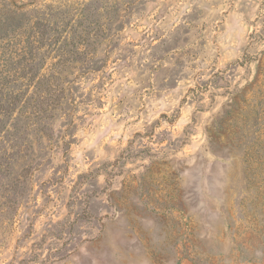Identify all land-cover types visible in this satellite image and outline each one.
Returning <instances> with one entry per match:
<instances>
[{
  "label": "rangeland",
  "instance_id": "1",
  "mask_svg": "<svg viewBox=\"0 0 264 264\" xmlns=\"http://www.w3.org/2000/svg\"><path fill=\"white\" fill-rule=\"evenodd\" d=\"M4 1L0 264H264V0Z\"/></svg>",
  "mask_w": 264,
  "mask_h": 264
},
{
  "label": "trees",
  "instance_id": "2",
  "mask_svg": "<svg viewBox=\"0 0 264 264\" xmlns=\"http://www.w3.org/2000/svg\"><path fill=\"white\" fill-rule=\"evenodd\" d=\"M17 7H13L11 4L7 3L4 1V3H0V30L4 29V26H8L10 23V21L12 19L15 20L16 18V14H17ZM45 28H43V25L41 24V22H36L35 24H33L32 26H29L30 28V33L28 35V37L26 38L23 46L21 47V49L19 50L20 52H16V57H19L20 59L16 62H14L15 60H11V71L9 70V72L2 73L0 75V107H3V101L5 99L4 97V84H7L9 82V80L13 79L16 74L18 73V71L21 69V71L23 70V77H27L29 75L30 77V81L35 79V77H38V75L40 74V63H36L35 58V52L36 50H40V46L36 47L34 44V40L31 39V36L35 34H37V31L42 29L41 32L39 31V33H41V38L39 43L41 45H46V44H50L49 43V35H50V27L44 26ZM1 40H5L8 39L7 34H4L3 36L0 37ZM37 41V40H36ZM23 66H25V68H23ZM15 82V81H14ZM10 100L7 101V103H9ZM10 112V111H9ZM9 112L7 111L6 113H3L2 116L7 117V114H9ZM0 123H2V120H0Z\"/></svg>",
  "mask_w": 264,
  "mask_h": 264
}]
</instances>
